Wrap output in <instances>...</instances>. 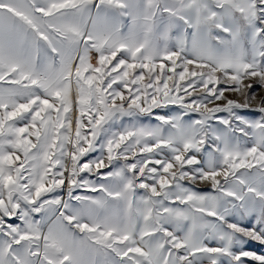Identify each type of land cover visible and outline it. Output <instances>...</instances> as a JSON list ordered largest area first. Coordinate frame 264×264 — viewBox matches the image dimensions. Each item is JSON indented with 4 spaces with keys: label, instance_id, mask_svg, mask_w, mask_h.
I'll return each mask as SVG.
<instances>
[{
    "label": "snow or ice",
    "instance_id": "obj_1",
    "mask_svg": "<svg viewBox=\"0 0 264 264\" xmlns=\"http://www.w3.org/2000/svg\"><path fill=\"white\" fill-rule=\"evenodd\" d=\"M250 245L264 0H0V264H264Z\"/></svg>",
    "mask_w": 264,
    "mask_h": 264
},
{
    "label": "rangeland",
    "instance_id": "obj_2",
    "mask_svg": "<svg viewBox=\"0 0 264 264\" xmlns=\"http://www.w3.org/2000/svg\"><path fill=\"white\" fill-rule=\"evenodd\" d=\"M246 115L255 116L258 118V113H245ZM250 248L252 250H255L257 252H264V248H261L259 245H250Z\"/></svg>",
    "mask_w": 264,
    "mask_h": 264
}]
</instances>
